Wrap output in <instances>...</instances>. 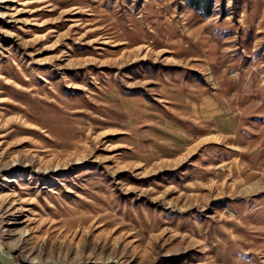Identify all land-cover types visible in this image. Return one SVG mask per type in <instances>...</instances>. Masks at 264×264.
<instances>
[{
	"label": "rangeland",
	"instance_id": "rangeland-1",
	"mask_svg": "<svg viewBox=\"0 0 264 264\" xmlns=\"http://www.w3.org/2000/svg\"><path fill=\"white\" fill-rule=\"evenodd\" d=\"M0 248L264 264V0H0Z\"/></svg>",
	"mask_w": 264,
	"mask_h": 264
},
{
	"label": "water",
	"instance_id": "water-1",
	"mask_svg": "<svg viewBox=\"0 0 264 264\" xmlns=\"http://www.w3.org/2000/svg\"><path fill=\"white\" fill-rule=\"evenodd\" d=\"M0 264H14V261L11 257L0 253Z\"/></svg>",
	"mask_w": 264,
	"mask_h": 264
},
{
	"label": "bare ground",
	"instance_id": "bare-ground-1",
	"mask_svg": "<svg viewBox=\"0 0 264 264\" xmlns=\"http://www.w3.org/2000/svg\"><path fill=\"white\" fill-rule=\"evenodd\" d=\"M0 253H2L3 255H7V256L11 257L10 253H4V252H2L1 248H0ZM11 258H12V257H11ZM12 259H13V258H12ZM13 261H14V259H13ZM14 264H16L15 261H14Z\"/></svg>",
	"mask_w": 264,
	"mask_h": 264
},
{
	"label": "trees",
	"instance_id": "trees-1",
	"mask_svg": "<svg viewBox=\"0 0 264 264\" xmlns=\"http://www.w3.org/2000/svg\"><path fill=\"white\" fill-rule=\"evenodd\" d=\"M199 2H201V1H204V2H211V0H198ZM198 7V6H197Z\"/></svg>",
	"mask_w": 264,
	"mask_h": 264
}]
</instances>
